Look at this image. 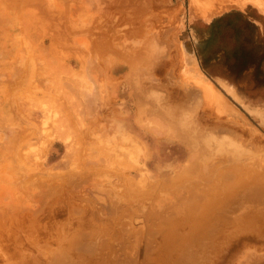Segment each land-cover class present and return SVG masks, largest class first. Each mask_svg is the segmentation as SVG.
I'll list each match as a JSON object with an SVG mask.
<instances>
[{"label": "rangeland", "instance_id": "rangeland-1", "mask_svg": "<svg viewBox=\"0 0 264 264\" xmlns=\"http://www.w3.org/2000/svg\"><path fill=\"white\" fill-rule=\"evenodd\" d=\"M54 1L0 0V147L9 144L16 131L23 136L33 131L41 135L19 148L22 153L17 149L20 157L0 167L5 179H0V264H51L58 252L66 253L68 264H242L250 250L256 253L251 264H264V207L260 206H264V192L261 203L246 198L239 200L238 207L234 202L217 211L223 206L218 201L222 191L233 180L225 184L196 177L201 183L198 179L188 183L195 176L187 170L198 158L195 152L202 142L183 139L181 119L171 116L176 128L171 127L169 117L159 116L153 103L164 101L173 111L193 108L197 126L216 134L212 142L217 145L209 141L212 148L256 153L259 158H249L257 159L254 162L262 169L255 185L264 187V76H252L250 71L234 82L224 81L215 65L205 64L202 48L205 21L222 12L243 10L264 23V0H207L211 4L200 8L192 0ZM50 12L57 13L55 18ZM84 13L87 21L81 16ZM113 43L120 52H114ZM143 44L156 46L157 51L149 53ZM123 48L131 50L125 54ZM132 52L137 53L131 58ZM16 115L26 121L7 124ZM183 173L189 178L182 185ZM86 174L107 185L120 187L126 182L127 193L121 192L122 186L113 189L119 190L114 196L102 189L91 191L84 182L89 178H83ZM165 180L167 186L174 183L170 185L174 191L166 189ZM177 191L183 193L180 201V196L175 198ZM110 199L123 205L116 213L104 211ZM207 199L212 201L208 210ZM170 201V207L165 206ZM130 203L137 208L132 217L127 214ZM200 244L206 246L202 249ZM188 251L193 252L188 255Z\"/></svg>", "mask_w": 264, "mask_h": 264}, {"label": "bare ground", "instance_id": "bare-ground-1", "mask_svg": "<svg viewBox=\"0 0 264 264\" xmlns=\"http://www.w3.org/2000/svg\"><path fill=\"white\" fill-rule=\"evenodd\" d=\"M54 1V0H53ZM56 1V0H55ZM54 1V2H55ZM72 1V0H71ZM121 1V0H120ZM50 2V1H49ZM56 2H58V1H56ZM192 2H194L195 3V6L196 7H198V8H200V7H202L204 4L206 5V7L207 6H209L211 3L209 2V1H207V0H192ZM73 3V2H72ZM75 3V2H74ZM57 4V3H56ZM55 4V5H56ZM61 4V3H60ZM59 4V5H60ZM64 4H62V6H63ZM45 6H48L47 4H44V7ZM54 6V5H53ZM79 6V5H78ZM50 7V6H49ZM47 8V7H46ZM58 9H59V7H57ZM48 9V8H47ZM50 9H52V8H50ZM55 9V8H54ZM53 9V10H54ZM60 9H61V7H60ZM78 9V8H77ZM82 9V8H81ZM35 10V9H34ZM45 10V9H44ZM56 10V9H55ZM73 10V9H72ZM45 11H47V10H45ZM44 11V12H45ZM57 11H60V10H57ZM57 11H54V12H57ZM73 12V11H72ZM84 12H86V11H84ZM88 12V11H87ZM46 13V12H45ZM47 13H49V10H48V12ZM46 13V14H47ZM52 13V15L53 16H51V17H54L55 18V15L57 14H53V12H50V14ZM62 14L64 13L63 11L61 12ZM60 12H59V16H60V14H61ZM64 14H66V13H64ZM82 14V13H81ZM85 15H86V13H84ZM49 15V14H48ZM85 15H81V16H84L85 17V19L84 20H86V18H87V15L85 16ZM49 16V17H50ZM58 16V15H57ZM69 16V15H68ZM71 16V15H70ZM72 16H73V14H72ZM80 16V14L78 15V17ZM80 16V17H81ZM61 17H62V15H61ZM79 17V18H80ZM58 18V17H57ZM56 18V19H57ZM60 18V17H59ZM58 18V19H59ZM82 19H83V17H82ZM52 20H53V18H52ZM73 20V19H72ZM77 21H81L80 19H78ZM87 21V20H86ZM74 22L76 23V21L74 20ZM73 22V23H74ZM82 22V21H81ZM81 22H77L78 23V26L80 25V24H82ZM44 23V22H43ZM52 23H55V22H52ZM57 23V22H56ZM61 23H62V21H61ZM60 23V24H61ZM71 23V22H70ZM73 23H72V25H73ZM63 24V23H62ZM65 25V24H64ZM55 26H56V24H55ZM60 26V25H59ZM59 26H58V28H59ZM68 26V25H67ZM54 27V26H53ZM76 28V27H75ZM74 28V29H75ZM67 29V28H66ZM72 29V28H71ZM74 29H73V31H74ZM110 31V33L113 31H111V30H109ZM60 32H61V30H60ZM102 33V32H101ZM57 34V33H56ZM75 34H78V33H75ZM81 34V33H80ZM117 34V33H116ZM107 35V34H106ZM114 36V35H113ZM108 37V36H107ZM146 38V37H145ZM80 39L82 40V41H85L86 40V42L88 41V39H86L85 38V36H80ZM78 41V40H77ZM108 41V40H107ZM89 42H91V41H89ZM99 42V41H98ZM106 43V42H105ZM115 43V42H114ZM114 43H113V45H112V47H113V50H114V52H120L119 50V48H117V46L116 45H114ZM117 44V43H116ZM118 44H121L120 42H118ZM117 44V45H118ZM98 45V44H97ZM101 45V44H100ZM144 46H145V44H143ZM109 46H111V44H109ZM114 46H116V48L118 49H116V48H114ZM131 46V45H130ZM123 47H124V45H123ZM125 47H127V46H125ZM124 47V48H125ZM141 47H143V46H141ZM141 47L139 48V50H141ZM146 47L147 46H145V48L144 49H146ZM156 47V46H155ZM155 47H153V49H151V48H149V46L147 47V48H149L150 49V52L149 51H147V52H149V53H151V51L152 50H156L157 49V47H156V49H155ZM124 48H123V50L121 49V51H124ZM102 49L103 50H105V47H102ZM102 50V51H103ZM131 50V49H130ZM129 49H128V51L127 50H125L126 51V53L127 52H129L130 51ZM134 50H138L137 48H134L133 49V51ZM125 51H124V53H125ZM157 51V50H156ZM156 51H154V53L156 52ZM139 52V51H138ZM145 52V51H144ZM125 53V54H126ZM131 53V52H130ZM134 53H137V52H134ZM134 53L132 52V55H128V56H131V58H132V56L134 55ZM153 53V52H152ZM154 53H153V55H154ZM112 54V53H111ZM129 54V53H128ZM117 55V54H116ZM119 55H122V52H121V54H119ZM118 56V55H117ZM127 56V55H126ZM125 56V57H126ZM128 59L127 60H129V57H127ZM125 60H126V58H125ZM134 60V59H133ZM133 62V61H132ZM150 62V61H149ZM21 63V62H20ZM137 63V62H136ZM150 63H152V62H150ZM153 64V63H152ZM36 68V67H35ZM135 67H133V69H134ZM137 68V67H136ZM136 71V70H135ZM43 73V72H42ZM138 74V73H137ZM16 75V74H15ZM37 76V75H36ZM27 77V76H26ZM16 79V78H15ZM141 80V79H140ZM137 82H138V80H137ZM141 84V83H140ZM146 84V83H145ZM144 84V85H145ZM3 85V84H2ZM12 85V84H11ZM138 85V84H137ZM146 86H148V85H146ZM152 86V85H151ZM139 88H138V95H139V90H141V86H138ZM153 87V86H152ZM145 88V87H144ZM146 89H148V87L146 88ZM150 89V88H149ZM21 91V90H20ZM37 91V90H36ZM40 91V90H39ZM148 91V90H147ZM17 92V91H16ZM41 92V91H40ZM70 92V91H69ZM15 93V92H14ZM21 93H22V91H21ZM18 94V93H17ZM20 94V93H19ZM23 94V93H22ZM12 95V94H11ZM24 97V96H23ZM156 98V97H155ZM165 98H167L166 96H165ZM8 99V98H7ZM10 99H11V97H10ZM138 99V98H137ZM146 99V98H145ZM147 99H148V97H147ZM152 100V99H151ZM12 101H13V99H12ZM19 101V100H18ZM20 101H21V99H20ZM20 101L18 102V103H20ZM23 101H24V99H23ZM139 101V100H138ZM215 101V100H214ZM217 102H221V101H216V103ZM154 103V106H157V107H155V111L158 113V114H160L159 116H163L164 117V119H168L166 116H168L169 117V119H168V122H170V125H171V127H175V126H173L175 123H174V118H171V116L173 117L174 115H176L177 116V118H180L181 119V121L180 122H183L182 124H183V126H182V124H181V126L179 125V127L184 131V132H181V134H183V139L184 138H187V139H190V140H192V142L194 141V140H197V141H200V142H202L201 143V147L200 148H198V149H196V152H195V154L197 155V159H196V161L195 162H193L194 164H192V166H190V169H189V171L187 170V173H189V174H191V176L192 175H194L195 176V178H193V176L190 178V180H188V176H185L184 175V173H183V177H179V178H182V179H180L181 181V184H182V182H184L185 180H188L187 182L189 183L191 180H193V179H195V180H197L198 178H196V177H201V178H205V180H209L210 181V179H213V180H220V182L222 183V182H224L225 184H226V182L227 183H232L230 180H233V182L235 183H232V185L231 184H229V185H231V186H229L228 188L226 187V190H224L223 188V190L224 191H222V192H224V193H222V196L221 197H219V199H218V201H219V203L220 202H222L223 203V206H221V208H217V207H215V209L217 210V211H220V209H223L222 207H225V209L224 210H226V207L227 208H229V206H231L234 202H235V204H236V206L238 207V205L240 204V201L239 200H241L242 201V199H252V200H254V199H257L258 200V203H261V201H260V199L263 197V192H264V187H262V188H259L257 185H255V180H257L256 178H257V176H261L262 175V169H261V171H260V168L258 167V165H256V160H255V158L253 159V160H250V159H252L253 157H255L254 155H256V153L254 154V153H252V154H254L253 156L251 155V154H244L245 153V151H243L242 153L241 152H238L237 150H235V148H233V151L231 150V152H227V151H225L226 150V148H225V150H223L224 149V147H221V150H220V148L219 149H216L217 148V146H215L216 148H212V146H208L209 145V141H211V145L214 143V142H212L213 141V136H215V138H216V134L215 133H213V135H210V130L209 131H203V129H205V128H203V127H199V126H197L198 124L196 123V115H195V111L193 110V108H181V109H179L178 108V110L177 111H173L172 110V107H171V109H170V106L168 107L167 105H164V101H162V104L161 103H158L157 101H155V102H153ZM210 103H213V101L211 102V101H209V105H210ZM25 104V103H24ZM214 104V103H213ZM14 105V104H13ZM13 105H12V107H13ZM17 105V104H16ZM15 105V106H16ZM20 104H18V107H20L19 106ZM23 104H21V106H22ZM27 105V104H26ZM61 105H62V103H61ZM212 105V104H211ZM9 106V105H8ZM214 106V105H213ZM72 107L73 108H75L76 109V104H73L72 103ZM71 107V108H72ZM166 107H168L169 109L167 110V108ZM15 108V107H14ZM23 108H24V105H23ZM29 108V107H28ZM62 108V107H61ZM152 108V107H151ZM174 108V107H173ZM21 109V108H20ZM17 110V107H16V109L14 110V111H16ZM18 110H19V108H18ZM27 110V109H26ZM147 110V109H146ZM154 110V109H153ZM22 111V110H21ZM35 111V110H34ZM155 111H153V113L155 114ZM20 112V111H19ZM70 113V112H69ZM21 114H22V112H21ZM32 115V114H31ZM40 115V114H39ZM69 115H71V113L69 114ZM69 115H68V117H69ZM35 116V115H34ZM34 116H33V118H34ZM72 116H73V114H72ZM71 116V117H72ZM186 116V117H185ZM198 116V115H197ZM25 117V116H24ZM175 117V116H174ZM10 118L11 119H7L6 121H7V124H8V122H12V123H17L18 122V120L20 121V119H22V117L19 119V117L16 115L15 116V118H13V116H10ZM74 118V117H73ZM162 118V117H161ZM13 119H17V121H14ZM69 119H70V117H69ZM173 119V120H172ZM22 120H24V119H22ZM21 120V121H22ZM71 120V119H70ZM108 120V119H107ZM177 120V119H176ZM187 120L188 121H190V122H188L187 123ZM24 121H26V120H24ZM32 121V120H31ZM121 121V120H120ZM165 121V120H164ZM178 121V120H177ZM186 121V122H185ZM198 122V121H197ZM22 123V122H21ZM27 123V122H26ZM165 123H166V121H165ZM177 123V122H176ZM105 124V123H104ZM180 124V123H179ZM16 125V124H15ZM24 125H25V123H24ZM23 125V126H24ZM73 125V124H72ZM176 125V124H175ZM177 125H178V123H177ZM7 126V125H6ZM19 126H21V125H19ZM23 126H21V127H23ZM113 126V125H112ZM3 127V126H2ZM8 127V126H7ZM6 127V128H7ZM25 127V126H24ZM28 127V126H27ZM168 128H169V126H167ZM179 127H177V128H179ZM209 127V126H208ZM79 128V127H78ZM104 128V127H103ZM176 128V127H175ZM215 128V127H214ZM214 128H212V129H214ZM20 129V128H19ZM22 129V128H21ZM29 129V128H28ZM40 129V128H39ZM111 129V128H110ZM170 129V128H169ZM108 131H109V129H108ZM38 132V131H37ZM37 132H29L28 134L26 133V135H22V134H19L17 131L16 132H14L13 133V135L11 134H9L10 136H12V138L10 139L9 138V140H10V143L8 144V143H1V147H0V167L1 166H3V165H6V164H4L5 162H8L7 160L8 159H10V158H13V157H17V156H19L20 157V151H21V149H19V148H21L22 146H25L24 144H26V142H27V144H28V141L32 138V137H37L38 138V136H41V135H38V134H40V132L39 133H37ZM106 132V131H105ZM86 135H87V133H85ZM90 134V133H89ZM8 135V136H9ZM5 136V135H4ZM82 136H83V134H82ZM211 136V137H210ZM97 137H98V135H97ZM181 137V136H180ZM8 138V137H7ZM36 138V139H37ZM94 138V137H93ZM102 138V137H101ZM192 138V139H191ZM218 138V137H217ZM40 139V138H39ZM89 139V138H88ZM97 139V138H96ZM220 139V138H219ZM218 139V140H219ZM227 139V138H226ZM33 140V139H32ZM186 140V139H185ZM188 141V140H187ZM196 141V142H197ZM222 141H223V139H222ZM228 141H229V139H228ZM29 142H33V141H29ZM108 142V141H107ZM124 142V141H123ZM191 142V141H190ZM191 142V143H192ZM226 142V141H225ZM231 142H232V140H231ZM84 143V142H83ZM89 143V142H88ZM119 143V142H118ZM133 143V142H132ZM27 144H26V146H27ZM93 144V143H92ZM109 144V143H108ZM197 144H199V143H197ZM234 144V143H233ZM236 144H237V141H236ZM241 144V143H240ZM239 144V145H240ZM115 145V144H114ZM117 145H119V144H117ZM213 145H217V144H213ZM241 145H243V144H241ZM106 146V145H105ZM133 146V145H132ZM200 146V145H199ZM198 146V147H199ZM235 146H238V145H235ZM86 147V146H85ZM98 147V146H97ZM107 147V146H106ZM197 147V146H196ZM91 148V147H90ZM242 148H245V145L244 146H242ZM17 149H19L20 151H18ZM82 150V149H81ZM80 150V151H81ZM223 150V151H222ZM90 149H89V153H90ZM129 151H131V150H129ZM139 151V150H138ZM141 151V150H140ZM195 151V150H194ZM94 152V151H93ZM119 152V151H118ZM127 152V151H126ZM21 153H22V151H21ZM106 153V152H105ZM129 153V152H128ZM81 154V153H80ZM82 154H83V151H82ZM92 154V153H91ZM125 154V153H124ZM14 155V156H13ZM95 154H92V158H94L93 156H94ZM143 155V154H142ZM195 155V156H196ZM85 156V155H84ZM123 156V155H122ZM88 157H89V155H88ZM105 157V156H104ZM112 157V156H111ZM250 157H252V158H250ZM86 158H87V156H86ZM250 158V159H249ZM256 158H259L258 157V155H256ZM121 159H122V157H121ZM245 159H249L250 161L249 162H247V161H245ZM263 159H264V157H263ZM94 160V159H93ZM93 160H91V161H93ZM254 160L256 161V162H254ZM262 160V159H261ZM15 161H17L16 159L14 160V162ZM98 161H104L103 159L102 160H98ZM105 161H107L108 162V160L107 159H105ZM121 161H123V159L121 160ZM251 161H253V162H251ZM115 162V161H114ZM263 162H264V160H263ZM13 163V162H12ZM96 163V162H95ZM121 163H123L124 164V162H121ZM15 164V163H14ZM14 164H13V166H14ZM101 164V163H100ZM118 164V163H117ZM190 164V163H189ZM264 164V163H263ZM17 165V164H16ZM12 166V165H11ZM189 166V165H188ZM258 168H257V167ZM4 167V166H3ZM8 167V166H7ZM15 168H17V167H15ZM15 168H13L14 169V171H15ZM119 168V167H118ZM10 168H8V169H5V170H9ZM19 170H20V168H18ZM17 169V170H18ZM4 170V171H5ZM119 170V169H118ZM119 171H121V170H119ZM118 171V172H119ZM258 171V172H257ZM124 172V171H123ZM126 172H127V170H126ZM125 172V173H126ZM134 172V171H133ZM106 173V172H105ZM5 174H7V173H5ZM4 174V175H5ZM16 174V173H15ZM121 174V173H120ZM128 174V173H127ZM1 175H2V173L0 174V179L1 178H3L4 179V177H1ZM9 175H10V173H9ZM93 175V174H92ZM118 175V174H117ZM116 175V176H117ZM182 175V174H181ZM187 175V174H186ZM7 177H10V176H8V175H6ZM5 176V177H6ZM88 177L89 176V178H88V180H86V181H84V182H86V188H88L89 190H91V191H94V190H97V189H102V190H104L105 192H107L108 194L110 193V195H113V194H115V192H117L118 191V193H119V190H113L114 188H116L118 185L117 184H111V185H107L106 183H102V182H100L98 179H96V177H93L92 178V176H90V175H83V178H85V177ZM115 176V177H116ZM125 176H127V175H125ZM129 176V175H128ZM127 176V177H128ZM37 177V176H36ZM76 177V176H75ZM120 177V176H119ZM125 178V177H124ZM178 178V177H177ZM185 178H187V179H185ZM263 178V177H262ZM9 179H11V177L9 178ZM21 179V178H20ZM35 179V178H34ZM44 179V178H43ZM126 179V178H125ZM129 180H132V178H128ZM128 179H126V181L128 180ZM259 179V178H258ZM5 180V179H4ZM112 180V179H111ZM120 180V179H119ZM143 180V179H142ZM146 180H148V179H146ZM169 180V179H168ZM179 180V179H178ZM194 180V181H195ZM201 179H198V181L201 183V181H200ZM204 180V179H203ZM202 180V181H203ZM205 180H204V183H205ZM262 180V179H261ZM260 180V182H263V181H261ZM123 182H124V180H122ZM176 181V180H175ZM174 181V182H175ZM198 181H197V183H198ZM42 182H43V180H42ZM80 182V181H79ZM117 183L119 182V181H116ZM121 182V181H120ZM130 182H134L133 180L132 181H129V183ZM159 182V181H158ZM162 182H166V185H164L165 187H166V189H172L173 190V188L172 187H170V185L173 183V182H171V184L170 185H168L167 186V184H169V183H167L168 181L167 180H165V181H162ZM187 182H185V183H187ZM257 182V181H256ZM82 183V182H81ZM109 183V182H108ZM111 183V182H110ZM122 183V182H121ZM215 183V182H214ZM213 183V184H214ZM217 183H218V185H219V181H217ZM259 183V182H258ZM77 184V183H76ZM124 185H126V182L125 183H123ZM123 184H121L120 185V187L121 188H123L124 190L123 191H121L122 193L125 191L126 193H127V190H125L126 188L125 187H123ZM131 184V183H130ZM159 184V183H158ZM158 184L156 185V188H157V186H158ZM174 184V183H173ZM80 185V184H79ZM82 185V184H81ZM127 185H128V183H127ZM126 185V186H127ZM183 185V184H182ZM133 186V185H132ZM131 186V187H132ZM141 186V185H140ZM159 186H160V184H159ZM159 186H158V188H159ZM179 186V185H178ZM190 186V185H189ZM214 186V185H213ZM228 186V185H227ZM119 187V186H118ZM119 187V188H120ZM127 187H129V185L127 186ZM160 187H162V186H160ZM184 187V186H183ZM185 187H186V185H185ZM216 187V186H215ZM219 187V186H218ZM83 189L85 188L84 186L82 187ZM177 188V187H176ZM192 188V187H191ZM47 189V188H46ZM80 189V188H79ZM82 189V190H83ZM134 189V188H133ZM165 189V188H164ZM164 190V191H168V190ZM169 190L170 192H172V190ZM203 189H205V188H203ZM208 189H209V187H208ZM211 189V188H210ZM81 190V191H82ZM130 190V188L128 189V191ZM160 190V189H159ZM175 190V189H174ZM173 190V191H174ZM178 190V189H177ZM182 191H183V188L181 189ZM194 190V189H193ZM207 190V189H206ZM205 190V191H206ZM168 191V192H169ZM179 191V190H178ZM178 191H177V194H175L176 196H175V198L176 199H179V196L180 195H182L181 193H179L178 194ZM198 191H200V190H198ZM234 191V193H236V194H238L239 193V196H237L238 198H234V196H233V194H232V192ZM54 192V191H53ZM139 192V191H138ZM155 192H156V190H155ZM181 192V191H180ZM209 192V191H208ZM210 192H211V190H210ZM213 192H215V191H213ZM217 192H219V190L217 191ZM216 192V193H217ZM44 193V192H43ZM51 193H52V191H51ZM86 193H88V192H86ZM90 193V192H89ZM93 193V192H92ZM95 193V192H94ZM118 193H116V195H118ZM148 193V192H147ZM199 193V192H198ZM96 194V193H95ZM100 194V193H99ZM128 194H130V193H128ZM92 196H93V194H91ZM105 195V194H104ZM109 195V196H110ZM120 195V194H119ZM118 195V196H119ZM235 195V194H234ZM91 196V197H92ZM114 196V195H113ZM122 196H123V194H122ZM125 194H124V198H125ZM158 196V194L156 195V198H158L157 197ZM192 197H193V195H191ZM212 196V195H211ZM233 196V197H232ZM236 196V195H235ZM85 197V196H84ZM87 197V196H86ZM97 197V196H96ZM111 197V196H110ZM130 196H128V198H129ZM133 197V196H132ZM184 197V196H183ZM195 197V196H194ZM172 198V197H171ZM174 198V199H175ZM188 198V197H187ZM204 199H205V197H203ZM55 199H57V198H54V200L53 201H55ZM94 199H95V196H94ZM118 199V198H117ZM130 199V198H129ZM194 199V198H193ZM201 199H202V197H201ZM200 199V200H201ZM209 199H211L212 201H213V199L212 198H209ZM247 199H246V201H247ZM48 200V199H47ZM97 200H99V199H97ZM121 200V199H120ZM157 200V199H156ZM180 200H182V198H181V196H180V199H179V201ZM199 200V201H200ZM208 200V199H207ZM210 200V201H211ZM109 201V200H108ZM130 201H131V199H130ZM150 201V200H149ZM160 201H161V199H160ZM162 201H164V200H162ZM178 201V200H177ZM209 201V200H208ZM208 201H206V203H207V210L209 209V204L208 203H211L210 201L208 202ZM217 201V202H218ZM225 203H224V202ZM264 201V200H263ZM95 202V201H94ZM123 202V201H122ZM137 202V201H136ZM201 202V201H200ZM199 202V203H200ZM253 202V201H252ZM56 203V202H55ZM54 203V204H55ZM124 203V202H123ZM135 203V202H134ZM163 204L165 203V202H162ZM169 203V204H168ZM168 203H165V206L166 205H169V207H170V203H171V201L170 202H168ZM178 203V202H177ZM255 203H256V201H255ZM100 204V203H99ZM103 204V203H102ZM129 204V203H128ZM127 204V208L129 209V210H131V212H129V213H127V214H129L128 216H134V214H136V209H134L133 207L135 206V205H133V203H130V205H128ZM173 204V203H172ZM181 204V203H180ZM212 204V203H211ZM252 204H254V203H252ZM252 204H249L250 206L252 205ZM264 204V203H263ZM122 204H120V201H118L117 203L116 202H112L111 201V199H110V206L109 207H107L106 209H104V211L106 212H111V213H116L117 212V210H119L120 209V207H122L121 206ZM125 205V204H124ZM149 204H147V206H148ZM158 205V204H157ZM175 205H177V204H175ZM245 205V204H244ZM249 205L247 204L246 206H248L249 207ZM257 205V204H256ZM144 206V205H143ZM174 206V205H173ZM203 206V205H202ZM255 206V205H254ZM257 206H259V205H257ZM261 206V208H263L264 206H262V205H260ZM155 207H156V205H155ZM168 207V208H169ZM198 207V206H197ZM240 207V206H239ZM243 207H245V206H243ZM167 208V209H168ZM174 208V207H173ZM179 208V207H178ZM140 209V208H139ZM166 209V208H165ZM167 209H166V211H167ZM169 209H171V208H169ZM202 209H205L204 207H202ZM123 210V209H122ZM155 210V209H154ZM164 210V209H163ZM132 211H133V213H132ZM200 211H202V210H200ZM204 211H206V210H204ZM203 211V212H204ZM120 212V211H119ZM118 212V213H119ZM158 212V211H157ZM172 212V211H171ZM169 213V212H168ZM173 213V212H172ZM171 213V214H172ZM125 214V213H124ZM201 214V213H200ZM199 214V215H200ZM114 215V214H113ZM219 215V213H217V216ZM260 215V214H259ZM98 216V215H97ZM127 216V217H128ZM158 216V215H157ZM159 216H161V215H159ZM162 216H164V215H162ZM168 216H171V215H169L168 214ZM202 216V215H201ZM207 216H209V215H207ZM261 216V215H260ZM178 217V216H177ZM204 217V216H203ZM253 217V216H252ZM134 218V217H133ZM146 218V217H145ZM148 218V217H147ZM166 218V217H165ZM122 219H124V218H122ZM130 219V218H129ZM153 219V218H152ZM159 219V218H158ZM187 219H189L188 217H187ZM215 219V218H214ZM218 219V218H217ZM132 220V219H131ZM157 220V219H156ZM161 220H163L162 218H161ZM175 220V219H174ZM212 220H213V218H212ZM128 221V219L127 220H125L123 223H125L126 224V222ZM130 221V220H129ZM150 221H151V219H150ZM165 221V219L163 220V222ZM167 221V220H166ZM197 221V220H196ZM219 222H220V220H218ZM103 222V221H102ZM131 222H134V220L133 221H130L129 222V224L131 223ZM152 222H154V221H151V223ZM162 222V221H161ZM162 222V223H163ZM215 222V221H214ZM218 222V223H219ZM128 223V222H127ZM144 223V222H143ZM142 223V224H143ZM156 223V222H155ZM154 223V224H155ZM187 223V222H186ZM202 223V222H201ZM211 223V222H210ZM217 223V221L214 223V224H216ZM226 223V222H225ZM229 223H232V222H229ZM228 223V224H229ZM239 223H241V222H239ZM243 224H244V222H242ZM250 224L252 223V220L249 222ZM254 223V222H253ZM68 224V223H67ZM135 224V223H134ZM213 224V223H212ZM212 224H210L209 226H211ZM214 224L212 225V227H214V229L216 228V226H214ZM233 224V223H232ZM249 224V225H250ZM169 225V224H168ZM183 225V224H182ZM187 225V224H186ZM216 225H218V224H216ZM219 225H221L220 223H219ZM241 225V224H240ZM246 225V224H245ZM245 225H243V226H245ZM193 226V225H192ZM222 226V225H221ZM220 226V227H221ZM230 226V225H229ZM234 225H232V226H230V228L231 227H233ZM242 226V225H241ZM242 226V227H243ZM251 226V225H250ZM249 226V227H250ZM64 227H66V226H64ZM141 227V226H140ZM220 227H218V228H220ZM223 227V226H222ZM252 227V226H251ZM210 228V227H209ZM224 228V227H223ZM228 228V227H227ZM229 228V229H230ZM243 228H245V227H243ZM247 228V227H246ZM114 229V228H113ZM192 229V228H191ZM194 229V228H193ZM203 229H204V226H203ZM207 229H208V227H207ZM217 229V228H216ZM226 230V229H225ZM231 230V229H230ZM234 230V229H233ZM116 231V230H115ZM131 231V230H130ZM165 231V230H164ZM194 231V230H193ZM192 231V232H193ZM213 231V233H214V230H212ZM211 231V232H212ZM219 231H221L220 229H219ZM224 231V230H223ZM64 232V231H63ZM129 232V231H128ZM190 232V231H189ZM217 232L218 231H216L215 233H216V235H217ZM228 232L230 233L231 231H229L228 230ZM209 233V232H208ZM207 233V234H208ZM127 234V233H126ZM131 234V233H130ZM183 234V233H182ZM195 234H197L196 232H195ZM231 234V233H230ZM174 235V234H173ZM200 235V234H199ZM211 235V234H210ZM215 235V234H214ZM215 235V236H216ZM152 236V235H151ZM171 236V235H170ZM207 236V235H206ZM144 237V236H143ZM201 237H203V238H205V236H201ZM207 237H210V236H207ZM128 238V237H127ZM190 238V237H189ZM189 238H187L188 240H189ZM200 238V237H199ZM199 238H197V240L199 239ZM231 239V237H228V239ZM233 238V237H232ZM150 239V238H149ZM174 239V238H173ZM172 239V240H173ZM207 239V238H206ZM206 239H204V241L206 240ZM224 239V238H223ZM79 240V239H78ZM188 240H187V242H188ZM209 240V239H208ZM192 241H193V239H192ZM200 241V240H199ZM198 241V242H199ZM229 240H227V242H228ZM94 242V241H93ZM173 242H174V240H173ZM186 242V243H187ZM190 242V241H189ZM198 242H196L197 244H198ZM85 243V242H84ZM92 243V242H91ZM200 243V242H199ZM206 243V242H205ZM204 243V244H205ZM226 243V242H225ZM188 244V243H187ZM192 244H194L195 245V243H192ZM203 244V246H206V245H204ZM231 244V243H230ZM128 245H129V243H128ZM131 245V244H130ZM201 245V244H200ZM199 245V246H200ZM225 246H226V244H224ZM251 245V244H250ZM146 246V245H145ZM203 246L201 245V247H202V249H203ZM189 247V246H188ZM192 247V246H191ZM190 247V248H191ZM248 248V247H247ZM251 248V247H250ZM192 249V248H191ZM191 249H190V251H191ZM195 249H196V246H195ZM197 249H199V248H197ZM197 249H196V251H197ZM246 249V248H245ZM252 249H254L253 247H252ZM186 250V249H185ZM192 250H194V249H192ZM199 250H201V249H199ZM54 252V251H53ZM193 252V251H192ZM191 252V253H192ZM57 253V252H56ZM55 253V254H56ZM109 253V252H108ZM188 253H189V251H188ZM191 253H189L188 255H190ZM246 254H244V257L242 258V260H243V262H242V264H251L252 262H254V254H256V253H254V251L253 250H250V251H248V252H245ZM54 254V253H53ZM138 254V253H137ZM186 255L185 256H187V252L185 253ZM56 255L58 256V257H56ZM56 255H54L55 257L53 258V262L51 263V264H68V262L70 261H68L65 257V255H66V253H60V252H58V254H56ZM221 255H223V254H221ZM12 256V255H11ZM68 256V255H67ZM128 256V255H127ZM189 257V256H188ZM11 257L7 254V256L5 257V260H9ZM68 259H71V257L69 258V256H68ZM188 259V258H187ZM64 260V261H63ZM115 260V259H114ZM235 260V259H234ZM239 260V259H238ZM241 262V261H240ZM71 263H73V262H71ZM75 263V262H74ZM73 263V264H74ZM121 263V262H120ZM220 264V263H219Z\"/></svg>", "mask_w": 264, "mask_h": 264}, {"label": "crops", "instance_id": "crops-1", "mask_svg": "<svg viewBox=\"0 0 264 264\" xmlns=\"http://www.w3.org/2000/svg\"><path fill=\"white\" fill-rule=\"evenodd\" d=\"M204 24L203 60L215 65L220 78L234 82L250 71L264 76V23L243 10H230Z\"/></svg>", "mask_w": 264, "mask_h": 264}]
</instances>
